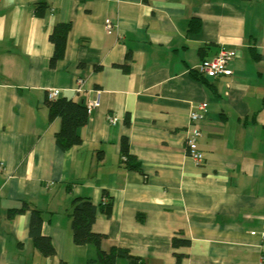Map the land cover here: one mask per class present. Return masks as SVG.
Here are the masks:
<instances>
[{
  "label": "crops",
  "instance_id": "0c3cea01",
  "mask_svg": "<svg viewBox=\"0 0 264 264\" xmlns=\"http://www.w3.org/2000/svg\"><path fill=\"white\" fill-rule=\"evenodd\" d=\"M56 24L71 28L51 67ZM222 49L231 75L205 80L196 67ZM49 89L89 110L66 151ZM263 99L264 0H0V264L95 261L72 239L75 199L97 207L100 249L138 264H260ZM199 103L198 165L184 141ZM123 137L139 170L120 165ZM32 211L53 254L29 235Z\"/></svg>",
  "mask_w": 264,
  "mask_h": 264
},
{
  "label": "trees",
  "instance_id": "16d2710c",
  "mask_svg": "<svg viewBox=\"0 0 264 264\" xmlns=\"http://www.w3.org/2000/svg\"><path fill=\"white\" fill-rule=\"evenodd\" d=\"M198 25L199 22L194 21L192 27ZM70 24H56L53 28L49 41L54 45V53L50 59V66L53 67L55 62L64 57V47L66 37L70 31ZM256 60L260 59L259 55L254 54ZM50 115L61 119V129L56 135V142L58 147L66 151L81 143L82 138L79 134L80 128L84 127L88 118V107L82 103L76 102L66 98H56L53 101H46ZM264 103V99H263ZM202 136V132H201ZM120 154L122 155L120 165L128 170H139V163L130 155L128 150V143L125 137L121 140ZM106 198V194L104 195ZM113 202L112 199L107 198V201L100 206L99 210L107 217H110ZM21 211V210H15ZM97 207L90 199H75L72 207L71 218V232L72 239L75 245L82 246L86 244H93L98 250V258L95 261H88L86 264H115L120 257L128 259L129 264H138L135 257L130 256L125 250L113 247L109 252L100 249V243L104 235L92 231V224L95 219ZM41 218L36 211H32L30 222L29 235L40 246L42 252L45 254H53V248L50 245L49 239L43 237L40 233ZM174 244L187 245V241L175 239ZM180 259V256H177Z\"/></svg>",
  "mask_w": 264,
  "mask_h": 264
},
{
  "label": "built area",
  "instance_id": "2783aa9c",
  "mask_svg": "<svg viewBox=\"0 0 264 264\" xmlns=\"http://www.w3.org/2000/svg\"><path fill=\"white\" fill-rule=\"evenodd\" d=\"M110 29V24L106 25V30ZM236 57V52L233 50H220L216 57L210 62H203L196 67V72L203 77L205 80L213 81L221 76H230L232 71L230 64ZM58 97V92L55 89H49L46 92V99L53 101ZM98 105L96 101L91 102L89 108H93ZM207 116L206 105L199 103L195 109H192L189 114L190 124L186 133L184 141V149L186 155L192 159L196 164L203 162V155L199 151L197 141L201 137V129L198 123L204 120ZM114 119H109V122H113ZM261 244H260V264H264V230L260 233Z\"/></svg>",
  "mask_w": 264,
  "mask_h": 264
}]
</instances>
